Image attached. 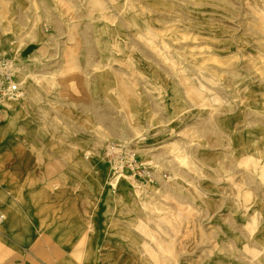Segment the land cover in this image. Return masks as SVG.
<instances>
[{
	"label": "rangeland",
	"instance_id": "rangeland-1",
	"mask_svg": "<svg viewBox=\"0 0 264 264\" xmlns=\"http://www.w3.org/2000/svg\"><path fill=\"white\" fill-rule=\"evenodd\" d=\"M0 55L22 90L2 113L48 121L52 179L90 228L83 174L108 180L105 234L73 244L264 264V0H0Z\"/></svg>",
	"mask_w": 264,
	"mask_h": 264
},
{
	"label": "crops",
	"instance_id": "crops-1",
	"mask_svg": "<svg viewBox=\"0 0 264 264\" xmlns=\"http://www.w3.org/2000/svg\"><path fill=\"white\" fill-rule=\"evenodd\" d=\"M13 108L0 115V264H125L132 257L125 247L71 242L74 229L77 237L104 235V213L93 212L90 228L87 205L76 203L70 214L62 209L67 182L60 174L52 179L48 121L23 105Z\"/></svg>",
	"mask_w": 264,
	"mask_h": 264
},
{
	"label": "bare ground",
	"instance_id": "bare-ground-1",
	"mask_svg": "<svg viewBox=\"0 0 264 264\" xmlns=\"http://www.w3.org/2000/svg\"><path fill=\"white\" fill-rule=\"evenodd\" d=\"M25 68V66H22L20 67V69H23ZM109 78L108 76L105 75L104 72H98L96 73V86L95 88L100 91V92H103L105 90L104 87V84L106 82V79ZM26 98H24V101H25ZM16 101V99H13ZM10 105H14L15 102L12 101V100H9L8 101ZM16 103H20L19 106L21 105H24L25 103L27 102H16ZM7 104V103H6ZM7 106V105H6ZM255 145L254 143L253 144H250L249 142H246V144L244 146H242L240 148L241 151H247L249 149L252 148V146ZM238 148V147H237ZM253 148H256L253 147ZM83 176L93 185H96V188L93 189V192H94V197H93V203H92V208L96 211V212H101L103 210V205H104V197H105V185L107 184V178H105L103 175H99V176H96V175H92V174H88L87 172H85L83 174ZM134 186H133V192H137L139 189L136 187L137 184H135V181L134 183H132ZM132 192V191H131ZM66 205L68 206H63L62 209L66 212V213H69L71 211H75V208L73 206H71V204L69 205V201L66 202ZM70 237L72 236V233L68 234Z\"/></svg>",
	"mask_w": 264,
	"mask_h": 264
},
{
	"label": "built area",
	"instance_id": "built-area-1",
	"mask_svg": "<svg viewBox=\"0 0 264 264\" xmlns=\"http://www.w3.org/2000/svg\"><path fill=\"white\" fill-rule=\"evenodd\" d=\"M21 95L22 90L10 68L9 59L0 55V114L9 100L17 99Z\"/></svg>",
	"mask_w": 264,
	"mask_h": 264
}]
</instances>
